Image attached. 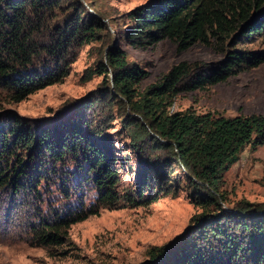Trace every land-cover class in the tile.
I'll return each mask as SVG.
<instances>
[{"label": "trees", "instance_id": "16d2710c", "mask_svg": "<svg viewBox=\"0 0 264 264\" xmlns=\"http://www.w3.org/2000/svg\"><path fill=\"white\" fill-rule=\"evenodd\" d=\"M128 17L134 23L129 41L135 48L170 40L179 52L202 44L224 55L217 62H181L140 92L147 73L131 64L127 52L109 37L97 71L105 86L78 106L92 115L102 105L121 112L141 167L136 196L127 195L128 204H151L154 192L170 193V177L181 166L191 201L203 209L180 241L153 248L148 264H264V203L241 201L226 210L223 191L225 176L242 153L264 146V114L227 117L219 111H170L181 93L206 90L264 64V51L242 47L264 35V0H152ZM104 32L110 33L108 24L82 4L77 11L67 9L64 0H0V88L13 91V99L21 102L61 82L74 54L99 41ZM8 121L13 145L37 150L60 165H68L66 157L75 158L82 182L91 183L99 195L98 206L88 212L39 213L33 226L37 243L59 245L74 224L122 201L116 192L115 157L81 115L70 113L66 122L48 126L23 124L18 118ZM5 129L0 126V136L8 149ZM13 172L16 188L24 183L18 178L23 172ZM34 184L38 187V181Z\"/></svg>", "mask_w": 264, "mask_h": 264}, {"label": "rangeland", "instance_id": "374dc122", "mask_svg": "<svg viewBox=\"0 0 264 264\" xmlns=\"http://www.w3.org/2000/svg\"><path fill=\"white\" fill-rule=\"evenodd\" d=\"M64 1L67 9L77 11L82 4L86 11L108 24L110 33L104 32L99 41L80 48L72 58L67 77L61 82L21 102L13 99V91L0 88V126L6 127L5 135L9 140L6 149L0 136V264H148L149 252L180 241L195 225L193 218L203 213V209L191 201L185 170L181 166H176L170 177L174 185L170 193L154 192L157 197L151 204H128L127 195L136 196L141 167L128 126L119 118L121 112L102 105L98 107L99 113L92 115L78 106L99 95V90L105 86L104 77L97 71L109 37L127 52L131 64L147 73L139 84L140 92L160 82L181 62H217L224 55L202 44L179 52L170 40L146 49L131 46L129 30L134 23L128 15L152 0ZM242 47L248 51H264V35ZM188 109L199 114L219 111L227 117L264 114V64L206 90L181 93L170 111ZM70 113H75L76 117L81 115L85 123L88 120L89 128L99 134V143L108 144L107 152L115 157L114 168L118 171L116 192L123 198L117 205L101 208L98 215L74 224L61 244L40 245L33 235L39 213L64 214L70 209L88 212L98 206L99 195L91 183L82 182L83 174L78 172L71 155L65 160L68 165H60L38 154L37 150L13 145L8 119L18 118L23 124L48 126L66 122ZM14 170L23 172L18 178L24 183L16 188L12 181L16 175ZM263 178L264 146L257 150L247 148L225 176L226 210L241 201L264 203Z\"/></svg>", "mask_w": 264, "mask_h": 264}]
</instances>
